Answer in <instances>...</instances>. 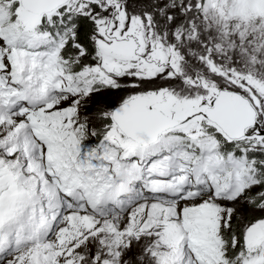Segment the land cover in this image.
I'll use <instances>...</instances> for the list:
<instances>
[{
    "label": "snow or ice",
    "instance_id": "1",
    "mask_svg": "<svg viewBox=\"0 0 264 264\" xmlns=\"http://www.w3.org/2000/svg\"><path fill=\"white\" fill-rule=\"evenodd\" d=\"M0 264H264V0H0Z\"/></svg>",
    "mask_w": 264,
    "mask_h": 264
}]
</instances>
